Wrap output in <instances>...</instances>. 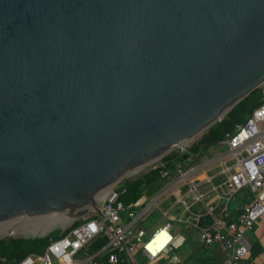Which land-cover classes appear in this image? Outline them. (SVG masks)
I'll return each mask as SVG.
<instances>
[{
  "label": "water",
  "instance_id": "1",
  "mask_svg": "<svg viewBox=\"0 0 264 264\" xmlns=\"http://www.w3.org/2000/svg\"><path fill=\"white\" fill-rule=\"evenodd\" d=\"M263 87L264 0H0V222L83 218Z\"/></svg>",
  "mask_w": 264,
  "mask_h": 264
},
{
  "label": "built area",
  "instance_id": "2",
  "mask_svg": "<svg viewBox=\"0 0 264 264\" xmlns=\"http://www.w3.org/2000/svg\"><path fill=\"white\" fill-rule=\"evenodd\" d=\"M222 144L229 148L226 154L197 165L199 154L191 152L194 143L173 147L168 155L142 170V176L157 173L158 181L166 183L151 203L142 197L125 205L120 200L126 192L122 190L124 180L97 203L98 210L92 209L62 227L59 238L52 240L43 254H30L11 264H140L139 258L146 264H166L185 242L174 234L171 221L191 225L204 248L216 247L228 253L221 264H252L253 244L247 233L264 221V105ZM184 187L188 190L177 195ZM246 189L251 197L238 201ZM171 196L176 198L171 210L180 206L190 216L183 221L171 217L169 211L161 212L169 222L149 233L146 222L150 214L160 211L159 201ZM199 204L205 213L192 212ZM160 237L165 238L162 244L157 243ZM174 262L184 264L177 257Z\"/></svg>",
  "mask_w": 264,
  "mask_h": 264
},
{
  "label": "trees",
  "instance_id": "3",
  "mask_svg": "<svg viewBox=\"0 0 264 264\" xmlns=\"http://www.w3.org/2000/svg\"><path fill=\"white\" fill-rule=\"evenodd\" d=\"M264 105V87L254 91L249 97L239 103L230 113L226 115L223 121L211 127L201 139L194 143L191 152L199 154L202 157L204 150L212 146L222 144L228 135H232L236 131L238 125L245 124L253 115V112ZM158 181V174L151 173L136 179L125 180L122 190H126L121 196V201L129 206L138 202L142 198V192L145 187ZM121 190V191H122ZM249 192V190H247ZM250 193V192H249ZM244 193H242L243 195ZM251 197L246 193L245 202ZM239 200H243L240 195ZM236 216V211H235ZM236 219V217H235ZM66 231L64 234H66ZM61 233V231H60ZM60 233L53 232L43 238L33 239H1L0 240V264H11L29 256L30 254H43L52 240L59 238ZM260 245H254L251 252V258L262 253ZM5 260V261H3Z\"/></svg>",
  "mask_w": 264,
  "mask_h": 264
},
{
  "label": "rangeland",
  "instance_id": "4",
  "mask_svg": "<svg viewBox=\"0 0 264 264\" xmlns=\"http://www.w3.org/2000/svg\"><path fill=\"white\" fill-rule=\"evenodd\" d=\"M207 131H205L203 134H200L196 138H194L191 142L192 143H197L201 137L206 134ZM229 151V148L226 144H219L212 146L211 148L204 150L202 152L203 156L196 158V161L194 165L200 164L203 162L206 158L207 159H215L221 155L226 154ZM210 159V160H211ZM144 171H140L136 175H132L128 179H136L139 176H142ZM210 174H213L209 172ZM126 180V179H125ZM124 182V181H123ZM216 183H220V180H217ZM115 186V185H114ZM166 188V183L163 181H157L152 185H149L148 187H145L142 192V197L145 198L149 203H151L164 189ZM209 189V188H208ZM188 190L187 187L182 188L177 195H183L186 191ZM244 194H250L247 189L243 191ZM213 196V195H212ZM176 201L175 197H170L168 199H162L159 201V209L160 211L154 210L152 214H150L147 222H146V229L149 233L154 232L157 228L162 226L165 222H169L167 219H165L161 212H168L171 217H175L176 220L182 219L185 221L190 214L183 213V209L180 206H177L171 210L173 207L174 203ZM209 200H206V202ZM191 203V201H190ZM192 212L193 213H205V210L201 204L193 206L192 207ZM259 222H264V221H259ZM257 223V225L259 224ZM171 225L173 226L174 234L180 238H184L185 242L184 244L176 251L171 253L170 255V260H166V264H180L177 262H174V258L177 257L181 263L184 264H195L199 259L202 258H207L209 256L208 251L209 249L203 248L202 244L200 243L199 240V233L197 230H195L191 225H187L184 222H177V221H171ZM33 228L32 223H26L25 221H21L19 224L15 225L11 229V233L8 235H3L0 236L1 239H23V238H37L39 236H47L53 232L58 234L60 231L62 232V227H57L52 229L50 232L44 234V235H34L31 232H28ZM45 236V237H46ZM215 247H213L214 249ZM139 263L140 264H146V260L143 258H139Z\"/></svg>",
  "mask_w": 264,
  "mask_h": 264
},
{
  "label": "bare ground",
  "instance_id": "5",
  "mask_svg": "<svg viewBox=\"0 0 264 264\" xmlns=\"http://www.w3.org/2000/svg\"><path fill=\"white\" fill-rule=\"evenodd\" d=\"M230 111L228 109L224 116L227 114V112ZM196 138V137H195ZM194 139V138H193ZM193 139L184 141L183 144L189 143ZM147 164L139 165L135 167L133 170H131L128 175H136L140 171L146 167ZM113 186L106 187L99 191L95 196L94 200L95 203H98L99 201L103 200L105 196L111 191ZM78 213V210H77ZM74 220L73 216L67 212H58L54 214H49V215H42V216H19V217H14L5 221L0 222V236L8 235L11 232V229L19 224L21 221H25L26 223H32L33 228L29 230L28 232L33 233L34 235H44L48 232H50L52 229L57 228V227H65L69 223H71ZM41 237V236H39ZM251 257V256H250ZM252 262V261H251Z\"/></svg>",
  "mask_w": 264,
  "mask_h": 264
},
{
  "label": "crops",
  "instance_id": "6",
  "mask_svg": "<svg viewBox=\"0 0 264 264\" xmlns=\"http://www.w3.org/2000/svg\"><path fill=\"white\" fill-rule=\"evenodd\" d=\"M210 159L206 158L203 161V163H208L211 160H213V159L211 160ZM241 196L244 201L246 198V194H243ZM238 201H241V200H239L238 198ZM247 237L252 242L253 247L254 245H260V247L263 250L262 253L258 254L256 257L254 258L250 257V262L252 261L251 262L252 264H264V222H259L258 225L256 224L254 228L247 233ZM206 249H209L208 251L209 256L207 258L199 259L195 264H221L222 260L227 256L226 254H228L216 247L214 249L213 247L206 248Z\"/></svg>",
  "mask_w": 264,
  "mask_h": 264
},
{
  "label": "clouds",
  "instance_id": "7",
  "mask_svg": "<svg viewBox=\"0 0 264 264\" xmlns=\"http://www.w3.org/2000/svg\"><path fill=\"white\" fill-rule=\"evenodd\" d=\"M164 237H160V238H158V241H157V243L158 244H162L163 242H164Z\"/></svg>",
  "mask_w": 264,
  "mask_h": 264
}]
</instances>
